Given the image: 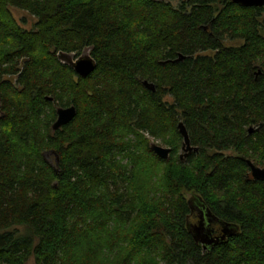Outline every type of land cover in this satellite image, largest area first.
Returning a JSON list of instances; mask_svg holds the SVG:
<instances>
[{"label": "trees", "instance_id": "trees-1", "mask_svg": "<svg viewBox=\"0 0 264 264\" xmlns=\"http://www.w3.org/2000/svg\"><path fill=\"white\" fill-rule=\"evenodd\" d=\"M86 50V77L58 57ZM248 160L264 167V6L0 0V264H264ZM202 205L235 229L208 251Z\"/></svg>", "mask_w": 264, "mask_h": 264}, {"label": "water", "instance_id": "water-1", "mask_svg": "<svg viewBox=\"0 0 264 264\" xmlns=\"http://www.w3.org/2000/svg\"><path fill=\"white\" fill-rule=\"evenodd\" d=\"M232 1L236 4L246 6V7L264 6V0H232ZM58 57L64 63L69 64L75 70V72L82 77L88 76L96 68V61L91 56L88 50L84 51L81 55H76L75 53L60 51L58 53ZM76 114H77V108L75 105L58 107L57 117L52 125L53 130L60 129L64 125L70 123L74 119ZM178 128H179L180 134L183 137V146H182L183 153L181 154V157L183 158L187 156L188 154H190L193 150L197 151L198 148L191 144L188 130L183 121L179 122ZM250 131H253V127H250ZM151 148L159 157L163 159H168L170 156L171 148L168 146H163L156 142H152ZM248 164L251 169L252 178L254 180H264V167L256 166L254 163H252L251 160H248ZM228 227L229 226L227 225V228L225 229L226 233L229 230ZM194 236L196 239H198V236L196 235V226H194Z\"/></svg>", "mask_w": 264, "mask_h": 264}, {"label": "flooded vegetation", "instance_id": "flooded-vegetation-1", "mask_svg": "<svg viewBox=\"0 0 264 264\" xmlns=\"http://www.w3.org/2000/svg\"><path fill=\"white\" fill-rule=\"evenodd\" d=\"M196 223V235L204 251H208L218 244L227 242L234 235V227L228 225L229 230L226 233V222L212 214L205 206H201L198 209V213L195 215Z\"/></svg>", "mask_w": 264, "mask_h": 264}, {"label": "rangeland", "instance_id": "rangeland-1", "mask_svg": "<svg viewBox=\"0 0 264 264\" xmlns=\"http://www.w3.org/2000/svg\"><path fill=\"white\" fill-rule=\"evenodd\" d=\"M165 1H169L175 6H178L181 2V0H165ZM12 11H13L15 18L19 21V23L21 24L22 27H24L26 29H30L34 26V23L36 21V17L31 15L29 12H27L25 10L18 9V8H12ZM168 99L171 100L172 98L169 97ZM154 142L163 145L162 143H160L159 140L154 141ZM163 146H165V145H163ZM49 159L54 160V158L52 156H50ZM27 264H34V259L30 258L28 260Z\"/></svg>", "mask_w": 264, "mask_h": 264}]
</instances>
